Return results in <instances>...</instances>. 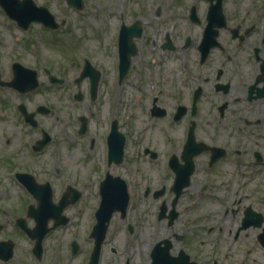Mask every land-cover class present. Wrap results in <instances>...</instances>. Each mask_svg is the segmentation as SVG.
<instances>
[{
  "label": "flooded vegetation",
  "instance_id": "af4514ba",
  "mask_svg": "<svg viewBox=\"0 0 264 264\" xmlns=\"http://www.w3.org/2000/svg\"><path fill=\"white\" fill-rule=\"evenodd\" d=\"M14 3L17 10L5 12L7 18L34 19L42 14L37 0ZM154 13L160 16L161 8ZM181 13L184 23L180 28L172 18L161 29L156 44L164 58L158 67L163 74L151 77L153 87L141 96L140 114L127 112L130 121L125 130L118 109L104 131L91 129L94 111L75 116L74 102L82 101L84 95L95 100L103 72L92 64L91 56L73 55L80 50L79 40L72 38L71 56L79 65L97 70L79 68L71 79L76 92L69 90L70 79L65 74L54 71L52 64L43 63L35 54L31 62L21 56L10 58L4 66L0 62V96L4 94L0 98V175L5 174L30 197L37 191L43 201L50 199L64 210L80 191L75 187L72 165L65 160L74 148L75 134L86 138L84 147L92 152L101 139L104 154L98 187L102 183L118 188L124 181L129 202L132 193H140L150 204L143 213L138 211L133 223L125 224L134 239L143 238L141 246L148 247L149 264L154 251L163 263L200 264L202 236L210 237L216 228L222 230L210 223L208 212L202 213L206 208L221 212L232 243L251 236L264 248V0H194ZM56 20L57 24L68 21L66 17ZM138 22L127 24L120 15L116 27L117 52L120 46H132L130 66L143 33V27L132 26ZM58 29H52L54 34ZM150 42L155 44L152 37ZM5 54L8 52L0 48V61ZM63 67L58 65V71L63 72ZM40 73L48 85L63 88L62 99L36 101ZM93 80L94 92L90 89ZM82 81L87 82L85 92L80 88ZM122 81L118 83L116 71V82L120 85ZM81 116L86 121L83 133H79ZM117 137L123 139L121 147ZM111 139L117 149H111ZM129 140L135 152L128 157ZM19 158L41 161L27 163ZM134 158L137 165L133 167ZM140 163L147 164L150 175L141 173ZM30 200L25 205L26 200H21L19 205L26 208L32 204ZM0 212L6 210L0 206ZM115 213L123 220L127 210L125 215L119 209ZM3 226L0 221V230Z\"/></svg>",
  "mask_w": 264,
  "mask_h": 264
},
{
  "label": "rangeland",
  "instance_id": "374dc122",
  "mask_svg": "<svg viewBox=\"0 0 264 264\" xmlns=\"http://www.w3.org/2000/svg\"><path fill=\"white\" fill-rule=\"evenodd\" d=\"M37 1L48 6L58 19L64 15L68 16V22L57 30L58 36L54 37L52 33L44 31L39 23H32L27 30H22L15 22H6L0 13V48L8 52L2 57L1 64L6 65L14 56H21L22 59H28L31 62L35 54V58L41 59L43 63L52 64L54 71L65 74L70 79L69 90L73 88L76 92V84L72 83L71 79L78 75L80 65L73 55L91 56L92 64L103 71H100L97 96L95 100H89L84 95L82 101L74 102V111L75 116L80 112H86L88 115L89 110L94 111L96 114L89 120L94 127L91 129L100 128L104 131L105 125L107 126L109 118L116 109L118 113H123V130L130 121L127 112L132 111L130 115L140 114L139 107L143 102L141 96L147 94L153 87L150 82L151 77L163 74L158 67L164 58L156 44L161 38V29L171 24L172 18L176 19L179 24L177 28H180L184 23L181 12L186 11L194 0H87L85 8L81 11L72 9L64 0ZM159 7L162 14L157 16L154 11ZM131 12H133L132 15H130ZM120 15L127 24L139 19L143 33L137 39L138 54L132 57L131 66L122 83L118 85L115 64L117 50L114 40ZM5 17L7 18L6 15ZM151 37L155 40V44L150 42ZM72 38L79 40L77 47L80 50L76 54L74 51L71 56V49L73 50L71 46L75 44ZM71 61L76 63L71 64ZM58 65L64 66L63 72L58 71ZM40 80L41 85L34 92L36 101L55 103L57 99H62L64 90L61 86H57L56 89L48 85L43 73H40ZM66 86L69 85L66 83ZM80 88L83 92L87 91V82L82 81ZM3 96L4 94L0 98ZM137 97L139 99L135 101ZM88 104H91L90 108ZM2 107L0 101V108ZM75 123H77L76 119ZM134 125L137 126L135 122ZM85 144L86 138L76 133L74 148L68 158H65L72 165L75 187L80 189L81 195L75 203L64 208L63 212L68 216V221L50 230L44 236L42 254L39 259L31 253L33 241L26 238L13 223L17 216H23L25 213V208L19 205V202L26 200L23 202L25 205L30 199L32 203L35 201L5 174L0 175V206L6 210V213L0 212V221L4 222L0 230V239L11 237L15 242L9 259L0 260V264H86L93 245V238L89 237V234L95 222L94 213L100 200L98 182L102 176L101 165L104 152L101 139L96 144L95 152L86 149ZM127 145L126 155L129 157L135 150L130 140ZM20 159H24L27 163L41 161L40 158ZM126 159L132 160V158ZM136 161L137 159L134 158L133 167L137 165ZM140 165L143 166L141 173L150 175L151 170L147 164L140 163ZM115 171H118V168ZM156 172L157 170L154 169V173ZM10 175L13 176L12 172ZM145 181L143 179L140 182V191ZM262 187L264 188V180H262ZM148 206L150 204L144 201L140 193H132L126 218L122 220L117 213L113 214L102 243L99 264H123L126 259L129 260V264H149L148 247L141 246L143 238L140 236L139 240L134 239L129 234L130 231L127 233L125 228L126 222L133 223L138 211L143 213L144 208ZM262 206L264 208V203ZM205 212L209 213L210 223L220 225L222 230L219 231L216 228L208 238L205 235L202 236L204 239L202 253L198 255L200 264H264V248L253 237H245L232 243L230 237L226 235L227 221L222 220L219 215L221 212L218 213L212 208L202 211L203 214ZM139 218L148 219V216H139ZM27 221L30 226L33 225L31 218L27 217ZM73 240L77 243V250L74 253L71 252ZM230 247L233 248L230 249Z\"/></svg>",
  "mask_w": 264,
  "mask_h": 264
},
{
  "label": "water",
  "instance_id": "95a60500",
  "mask_svg": "<svg viewBox=\"0 0 264 264\" xmlns=\"http://www.w3.org/2000/svg\"><path fill=\"white\" fill-rule=\"evenodd\" d=\"M0 1L3 3L4 6L9 5L12 2V0H0ZM68 2L78 3V0H68ZM43 20L45 21V19ZM22 21L27 22L28 19L23 18ZM136 24L138 23H134L132 26L136 28L137 27ZM130 49H132V46H128V45L120 46V53H121L120 55V69H121L120 77H122L128 69V66L130 63L128 56H129L130 51H132ZM91 88H92V91L94 92L95 91L94 89L95 81L94 80L92 81ZM113 131H116L115 126H113ZM116 140L119 141L120 139L117 137ZM122 143H123V139L120 140L119 147H121ZM109 144H110L111 149L113 150L117 149L114 139L109 140ZM100 191H101L102 199L100 202V206L98 207L96 211L97 222L92 230V235L95 237V241H94V246L91 252L89 264H97L100 244L104 238V234H105L106 227H107V221L109 220L112 211L115 209H120V208L122 209V211H124L126 204H127V200H128L126 188L123 184H121L118 188L104 187V185L101 184ZM28 212L29 214L34 216L35 219L38 220L37 225L32 230L25 228L24 225L21 223L20 225L24 227L26 232L32 238H35V245H34L33 250L38 256H40L41 248H42L41 239L44 236V234L50 229V227L46 226L47 219L50 214L47 211V207L44 204H41L38 209L29 208ZM57 224L58 223L55 222L54 226ZM0 247H1L0 257L6 259L11 256L12 254L11 244L6 245L5 243H3V244H0ZM153 257L154 259H153L152 264H167V263L162 262L161 257L158 253L155 252L153 254Z\"/></svg>",
  "mask_w": 264,
  "mask_h": 264
}]
</instances>
